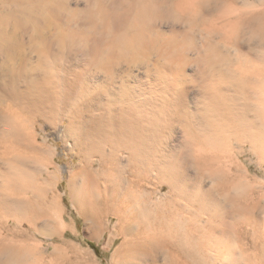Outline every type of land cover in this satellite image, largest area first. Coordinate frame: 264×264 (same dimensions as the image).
Segmentation results:
<instances>
[{"label": "bare ground", "instance_id": "1", "mask_svg": "<svg viewBox=\"0 0 264 264\" xmlns=\"http://www.w3.org/2000/svg\"><path fill=\"white\" fill-rule=\"evenodd\" d=\"M192 2L0 0V135L3 142H29L39 161L45 159L44 175L59 180L55 153L39 144L34 131L44 124L66 127L59 139L79 158L69 181L84 180L78 198L70 195L79 216L94 220L88 195L100 190L102 180L106 217L137 232L123 241L121 264H156L163 252L168 264H264V235L258 246L247 232L261 225L250 212L253 198L231 197L226 186L230 181L242 192L245 184L232 179L219 185L217 201L213 189L193 186L188 175L193 170L196 177L215 178L212 165L245 157V148L231 153L232 140L245 143L264 164V69L256 68L264 65V12L247 19L242 36L249 39L234 40L224 11L206 13ZM185 10L210 22L199 41L190 30L169 25ZM190 86L195 96L188 103ZM22 100L33 101L39 125L24 124L29 107ZM174 124L181 133L178 150L165 152L162 136ZM179 144L187 149L185 158ZM8 175L4 192L14 183ZM164 189L169 199L158 203ZM190 208L207 215V222L186 218ZM13 209L0 198V216ZM226 209L234 215L230 222L221 215ZM13 217L6 223L17 221ZM3 241L0 264H20L21 250Z\"/></svg>", "mask_w": 264, "mask_h": 264}, {"label": "rangeland", "instance_id": "2", "mask_svg": "<svg viewBox=\"0 0 264 264\" xmlns=\"http://www.w3.org/2000/svg\"><path fill=\"white\" fill-rule=\"evenodd\" d=\"M187 1L192 2V0ZM194 2L199 4H194ZM192 3L197 9L202 8L201 10L206 13H211L212 11L214 14H217L224 11L222 12L225 15L223 16L224 19L233 23L232 27H230L231 30H228L230 33L232 32L231 36L234 40H243L244 38L249 39L248 35H245L244 37L242 36L247 30L244 28L247 19L252 16H257L262 10L264 12V0H193ZM188 7L189 5L186 6L185 9ZM227 11L229 12L228 14ZM251 12L253 14H250ZM181 13H175V17H173V21L172 19L169 21V25L173 23L174 26L184 31L190 30V32L188 31V34L196 38V41H199V38L204 37L207 34L206 27H209L210 22L206 24V22L203 21V19L206 20V18H197L200 17L199 15L194 17L193 13L186 12V10ZM186 19L187 22H184ZM180 20L182 24L180 23ZM195 20H197V22ZM261 23H263L262 26L264 27V21ZM253 25L256 27L257 23ZM194 26H197V29H195ZM203 30L206 32L205 34ZM234 31L236 33H234ZM233 35L236 36L234 37ZM245 42L247 41H243V43ZM236 56H234L233 53V62L237 63L238 61V65L240 62L239 58H236ZM240 59L243 61L242 58ZM242 63L245 64L244 62ZM257 66L256 68L259 70L264 69V65L260 66L258 64ZM187 90L189 92L187 94V102L191 103L195 93L193 94V92H191V86L187 87ZM22 103V107H29L27 112L22 113L24 124L30 125L31 123H35L36 125H39L41 122V114L30 109L33 101L29 102L28 100H22ZM65 107L69 108L68 105ZM17 108L14 107L15 110ZM14 114L19 115L20 113L14 112ZM63 125L66 126V123H63ZM174 125L175 126L172 125V128L167 130L162 136L164 147L166 148L164 150L165 152L178 150L177 140L181 133L177 124ZM65 129L66 127L60 130H54L52 127L44 124L41 128L38 127L34 131L35 135L38 137L39 144L55 153V163L59 168L63 169L64 167H67L70 169H65V172L60 169L61 178L59 177V180L55 179L54 176L53 178H50L44 175L43 162H45V159L39 161L37 154L32 150V146L29 142L17 144L13 142L11 138L8 139L7 142H3L4 140L0 135V198L7 201L10 205H13L15 209L10 212L11 214L8 213V215L0 216V239L3 238V242H7L10 248L21 250L18 253V258L20 260L17 262L20 264H121V257H119V255L125 254L124 249H126V245H123V241L132 240L136 237L137 232L136 230H132L133 232L130 231L125 223L119 224L114 219L106 217L107 198L102 191V180L99 182L100 190L96 194H91V196L88 195V209L95 217L94 220H92V222H90L91 220H86L85 222V219L79 216L75 206L72 204L70 195L73 193V195L78 198L80 191L83 189L82 186L84 180H82L80 176H76V179L74 178L73 181H69V171L74 174L78 171L79 158L75 155V152H69L68 148L65 147L63 142L59 139ZM231 143V153L235 155V153L241 152L245 148L244 150L248 152H245V157L241 160L239 159V162H236L235 157H233L234 159L232 158V160H226L225 162L220 160L222 161L221 164L219 161L218 164L212 165L211 172H215V175H217L215 177L216 179L214 177L210 178L209 173H206L203 177H199L200 175L196 177L192 172L193 170H188V175L191 177L192 181L190 183H192L193 186L199 185L205 189H213L214 192H216V195L214 196L215 200L219 199L218 197L220 196L221 189H218L219 185H225L228 180L235 179V183L240 182L241 185L245 184L242 192L235 187H232L231 189V187H229L230 181L226 186H228V191H233L232 193L229 192L231 197L236 196L237 194V197H240L243 201L245 198H253L250 202V206L252 207L250 212L253 216L255 214L257 220L260 219L258 221L261 225L259 224L258 228H248L247 232L249 238H253V241L258 242L257 245L259 244L258 246H261L260 242H262V236L264 235V164L258 161L256 156L251 153L245 143L240 142L239 144V141L235 140H232ZM179 145L183 148H179V154L181 155L182 152L180 151L185 152L187 149L183 147L185 145ZM186 153L187 152L184 154ZM186 156L187 154L184 158ZM185 161L188 163L189 167V160L185 159ZM95 170H97V167H95ZM6 174H9L8 176L12 175V178H14V186L13 184L12 186L9 185L7 192H4L3 184L6 180ZM50 174H54L52 169ZM45 183H47V186ZM234 189H236V191ZM250 190L252 194L249 195ZM237 191L239 193H237ZM167 192L168 191L164 189L161 191L163 196L158 195V198L156 197L158 203L164 201L162 199H169ZM234 192H236V194H234ZM245 193L248 194L246 195ZM259 196H262L261 199H259ZM226 211L227 214L225 212L221 214L223 216L222 218L230 222L233 220L234 215H231L227 209ZM187 212L184 216L186 218L190 217L191 219L196 218L195 221H199L200 225H204V222H207L209 219L205 214H196L197 212H195L193 208H190ZM13 214L17 216V221L11 220L6 223L5 219L13 217ZM62 227H67V230L69 231L63 232ZM34 228L39 231L38 235L32 234ZM58 231L60 233L57 235L56 233H58ZM101 234L102 236H100L98 240H92ZM111 242L113 243L111 244ZM249 242L250 241L248 240V246L250 247ZM20 246L22 247L20 248ZM120 249L121 251L124 250L123 253L120 252ZM249 251L251 252L252 250ZM113 256H115V259H113ZM158 257L156 264H168L170 262V259L164 252L161 253L160 256L158 255Z\"/></svg>", "mask_w": 264, "mask_h": 264}]
</instances>
